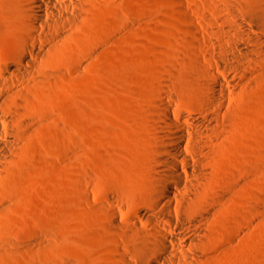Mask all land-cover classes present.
I'll list each match as a JSON object with an SVG mask.
<instances>
[{"label":"rangeland","instance_id":"1","mask_svg":"<svg viewBox=\"0 0 264 264\" xmlns=\"http://www.w3.org/2000/svg\"><path fill=\"white\" fill-rule=\"evenodd\" d=\"M23 1L1 13L0 62L20 38ZM101 2L109 5L85 7L68 25L71 35L52 57L64 79L37 95L48 128L33 142L38 155L29 150L23 161L26 174L0 228L12 239L5 264H122L134 245L112 235L108 217L117 208L107 197L122 186L131 202L125 210L150 198L139 163L148 142L135 126L159 109L154 81L176 86L177 97L193 110L199 99L183 74L200 75L218 61L233 67L212 50H230L226 36L264 34V0ZM256 71L259 79L229 99L238 112L219 161L222 180L233 189L200 264H264V66Z\"/></svg>","mask_w":264,"mask_h":264},{"label":"bare ground","instance_id":"2","mask_svg":"<svg viewBox=\"0 0 264 264\" xmlns=\"http://www.w3.org/2000/svg\"><path fill=\"white\" fill-rule=\"evenodd\" d=\"M15 1L0 0V16L11 10ZM107 5L101 0L23 1L27 18L21 23L20 38L11 43L8 60L0 62V228L15 203L12 192L26 174L23 161L28 159L29 150L38 155L33 142L43 134L42 127H47L48 115L37 95L62 79L54 72L56 61L52 57L71 35L68 25L76 21L81 10ZM249 34L238 33V39L226 36L230 50H212L213 56L233 61V67L218 61L215 68H205L200 75L183 74L189 79L188 91L199 99L193 110L177 97L176 86L154 81L159 109L151 117L143 115L135 126L136 135L148 142L139 163L150 198L144 206L125 210L131 202L122 186L107 197L117 208L108 217L111 233L132 242L134 251L128 255L137 257L131 261L126 254L122 264H200L205 259L216 234L212 226L220 221L233 189L222 180L219 161L226 155V143L232 135L229 126L238 112L229 99L249 89L259 79L256 69L261 71L264 66L260 62L264 34ZM1 37L0 48L5 41ZM239 40H247L254 48L241 45ZM197 63L201 65L202 60L198 58ZM70 69L75 72L72 66ZM66 79L71 82L74 76ZM224 80H229L228 84ZM67 152L75 158L71 147ZM57 157L62 155L57 153ZM10 233L8 229L0 231L1 264L7 262L4 254L12 249Z\"/></svg>","mask_w":264,"mask_h":264}]
</instances>
